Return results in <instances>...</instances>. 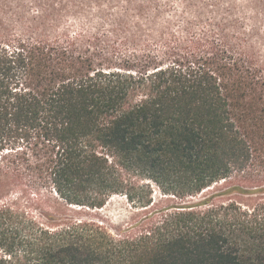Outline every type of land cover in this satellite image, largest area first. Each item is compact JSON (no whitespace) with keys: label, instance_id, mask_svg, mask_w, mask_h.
<instances>
[{"label":"trees","instance_id":"16d2710c","mask_svg":"<svg viewBox=\"0 0 264 264\" xmlns=\"http://www.w3.org/2000/svg\"><path fill=\"white\" fill-rule=\"evenodd\" d=\"M113 1L118 52L0 0V264H264V0ZM142 180L179 202L82 216Z\"/></svg>","mask_w":264,"mask_h":264},{"label":"rangeland","instance_id":"374dc122","mask_svg":"<svg viewBox=\"0 0 264 264\" xmlns=\"http://www.w3.org/2000/svg\"><path fill=\"white\" fill-rule=\"evenodd\" d=\"M130 1L138 3L139 0ZM158 1L169 2L171 0ZM3 2L5 3V1ZM7 3L11 5V10L14 13H17V10L16 12L14 10L17 4L23 5V8L20 10L23 19L21 18L22 20L20 19L16 26L22 30L28 29V33L32 35L43 34L48 38H64V34L73 35L74 33L86 31L87 35L95 34L99 37L96 44L100 45V47L107 46L108 44L109 46H113L117 52L126 48L124 47V35L112 36L107 42H103L104 37L100 36L105 30L110 29V27L107 26L109 23L104 22L99 16L105 18L106 14L104 13L108 12L111 6L114 5L113 8L119 7L118 4L115 5L113 0H7ZM120 6L127 8L122 1ZM10 15L9 8L4 6L3 10L0 11V17L6 19ZM250 41L252 42V47L256 48H252V53H254L257 63L264 67V42L263 46L255 45L254 43L258 41L257 37L251 38L249 43H251ZM137 187L139 195L142 196L144 191L148 195L147 199L151 201L150 206L141 207L136 204L134 205L126 196L116 195L103 208L84 213L82 216L103 221L106 226L115 230L133 226L146 214L159 209H169L179 202L174 197L165 195L150 180L139 181Z\"/></svg>","mask_w":264,"mask_h":264}]
</instances>
